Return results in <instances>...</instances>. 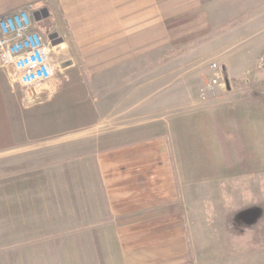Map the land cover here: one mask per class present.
<instances>
[{"label":"crops","instance_id":"crops-1","mask_svg":"<svg viewBox=\"0 0 264 264\" xmlns=\"http://www.w3.org/2000/svg\"><path fill=\"white\" fill-rule=\"evenodd\" d=\"M227 1L0 0L57 12L82 64L31 106L0 66V264H264V99L224 101L215 58L198 97Z\"/></svg>","mask_w":264,"mask_h":264},{"label":"rangeland","instance_id":"rangeland-1","mask_svg":"<svg viewBox=\"0 0 264 264\" xmlns=\"http://www.w3.org/2000/svg\"><path fill=\"white\" fill-rule=\"evenodd\" d=\"M225 4L227 7H224L223 10H227V13L224 12L223 18L225 17V14H227V17L225 18H229V21L234 17H237L236 21H239V23L234 27H229L230 30L236 27L239 28L242 35L236 43L227 44L224 47V50L213 49L214 51L211 53L206 49L204 54L207 55V58H212L211 61L209 60L210 63L215 59L217 61H222L230 70L232 69L240 77L230 81V84H232L233 87V94L223 98L224 101L264 99V0H228ZM43 9L46 13L50 12L49 7H44ZM54 10L56 11L55 8ZM41 11L42 10H38L35 16L33 14L30 15L34 27L44 38H47L50 41L52 39H50L49 36L55 33L57 35V38L55 37V42L59 44L62 43V47L59 48L60 51L55 53L54 56L58 60L71 58L78 70L77 75L68 82L69 85L74 79L78 78L79 70L82 69L77 50L71 42L64 23L59 20L58 15L56 14L57 12L53 13L54 15L52 14L49 17L43 18L44 14ZM211 12L213 13L214 11ZM233 21L234 19L230 24L233 23ZM182 23L183 26L179 28L181 31V37L177 41L178 44H180L178 50L181 51L189 47L190 42H187V40H196V37L194 38L192 36L193 34L199 33V31L201 32V29L193 28L195 31V33H193L194 31L188 27V24L185 21H182ZM183 31L185 32V36L183 35ZM189 33L192 34L188 35ZM188 36L189 39H186ZM205 46V44L198 45L195 47V50H201ZM55 50H57V48ZM211 75L212 72H210L208 79ZM182 82L188 87L192 84L189 80V76H183ZM226 91L227 87L225 90H220L219 94L221 92L226 93Z\"/></svg>","mask_w":264,"mask_h":264},{"label":"built area","instance_id":"built-area-1","mask_svg":"<svg viewBox=\"0 0 264 264\" xmlns=\"http://www.w3.org/2000/svg\"><path fill=\"white\" fill-rule=\"evenodd\" d=\"M30 15L27 10H19L0 16V66L8 70L19 86L24 106L65 90L78 72L71 58L58 60L54 56L62 43L53 44L44 38ZM209 66L212 75L198 91L201 101L214 99L227 87L220 64L213 61Z\"/></svg>","mask_w":264,"mask_h":264},{"label":"water","instance_id":"water-1","mask_svg":"<svg viewBox=\"0 0 264 264\" xmlns=\"http://www.w3.org/2000/svg\"><path fill=\"white\" fill-rule=\"evenodd\" d=\"M44 16H46V11H45V15H44ZM55 37L57 38V35H56L55 33H54V34H51V35L49 36V38L52 39L51 41H52L53 44L56 43V42H55V40H56Z\"/></svg>","mask_w":264,"mask_h":264}]
</instances>
